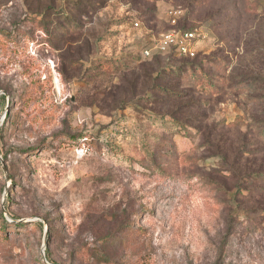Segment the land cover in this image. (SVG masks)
<instances>
[{
    "label": "rangeland",
    "instance_id": "1",
    "mask_svg": "<svg viewBox=\"0 0 264 264\" xmlns=\"http://www.w3.org/2000/svg\"><path fill=\"white\" fill-rule=\"evenodd\" d=\"M0 134V264H264V0H0Z\"/></svg>",
    "mask_w": 264,
    "mask_h": 264
},
{
    "label": "built area",
    "instance_id": "2",
    "mask_svg": "<svg viewBox=\"0 0 264 264\" xmlns=\"http://www.w3.org/2000/svg\"><path fill=\"white\" fill-rule=\"evenodd\" d=\"M173 22H175V20H173ZM133 24L134 27L137 28L140 26V21L136 20ZM204 36V32L199 28L189 30L173 28L161 34L157 47L160 51H167L173 48L180 54L193 57L196 55L195 44ZM151 54L152 48L144 49V56L149 57Z\"/></svg>",
    "mask_w": 264,
    "mask_h": 264
},
{
    "label": "trees",
    "instance_id": "3",
    "mask_svg": "<svg viewBox=\"0 0 264 264\" xmlns=\"http://www.w3.org/2000/svg\"><path fill=\"white\" fill-rule=\"evenodd\" d=\"M134 23V22H133ZM33 24L34 25H37L36 26V29H43L45 32H46V30H47V28H46V26H42V24L40 23V22H33ZM191 29V28H190ZM182 30H189V29H182ZM56 35V34H55ZM55 35H52V36H55ZM20 40H18V42H19ZM193 57H195V56H193ZM186 69H188V68H186ZM187 71H189V74L190 75H192V76H194L195 78H200L201 76H200V73H202L199 69H192V70H187ZM191 71V72H190ZM200 72V73H199ZM207 82V81H206ZM205 82V83H206ZM2 97V99H5V97L4 96H1ZM163 122L165 121V120H162ZM164 123H167V124H169V127H170V125H171V129L172 130H183V129H185L186 128V126H184L181 122H173V123H168V122H164ZM1 135V134H0ZM4 157H6V156H4ZM3 157V158H4ZM5 159V158H4ZM12 179L14 180V176H12ZM9 197V194L7 195V198ZM7 200V199H6ZM3 219H4V217H2ZM6 222H4V227H6ZM13 226H20L19 224H16V223H14L13 224ZM130 228H132L130 225H128L127 226V228H126V232L127 231H129V229Z\"/></svg>",
    "mask_w": 264,
    "mask_h": 264
}]
</instances>
